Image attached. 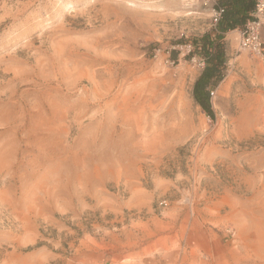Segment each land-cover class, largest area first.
Returning <instances> with one entry per match:
<instances>
[{
  "label": "rangeland",
  "instance_id": "1",
  "mask_svg": "<svg viewBox=\"0 0 264 264\" xmlns=\"http://www.w3.org/2000/svg\"><path fill=\"white\" fill-rule=\"evenodd\" d=\"M210 5L0 0V264H264V54L223 35L208 115Z\"/></svg>",
  "mask_w": 264,
  "mask_h": 264
},
{
  "label": "trees",
  "instance_id": "2",
  "mask_svg": "<svg viewBox=\"0 0 264 264\" xmlns=\"http://www.w3.org/2000/svg\"><path fill=\"white\" fill-rule=\"evenodd\" d=\"M214 3L223 9V13L213 31L200 40L198 46L204 59V67L192 88L194 101L208 115L212 114L209 92L223 76L225 53L221 39L226 32L239 30L243 26L254 8L255 0H214Z\"/></svg>",
  "mask_w": 264,
  "mask_h": 264
},
{
  "label": "built area",
  "instance_id": "3",
  "mask_svg": "<svg viewBox=\"0 0 264 264\" xmlns=\"http://www.w3.org/2000/svg\"><path fill=\"white\" fill-rule=\"evenodd\" d=\"M210 2L212 21L215 25L222 16L223 9L214 3ZM264 28V0H255L254 8L250 12L249 17L243 23V26L238 30L239 40L238 46L240 49L246 50L251 55L264 54V41L262 39V30ZM214 91L209 92L210 98L214 96Z\"/></svg>",
  "mask_w": 264,
  "mask_h": 264
}]
</instances>
